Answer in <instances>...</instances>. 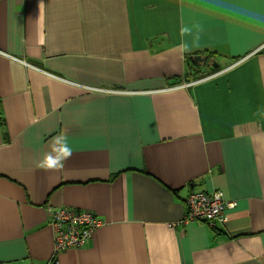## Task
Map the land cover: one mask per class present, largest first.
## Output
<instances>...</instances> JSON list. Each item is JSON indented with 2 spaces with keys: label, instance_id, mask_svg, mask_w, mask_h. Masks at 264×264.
Segmentation results:
<instances>
[{
  "label": "crops",
  "instance_id": "0c3cea01",
  "mask_svg": "<svg viewBox=\"0 0 264 264\" xmlns=\"http://www.w3.org/2000/svg\"><path fill=\"white\" fill-rule=\"evenodd\" d=\"M0 109V264H264V0H0ZM62 206L104 224L55 255Z\"/></svg>",
  "mask_w": 264,
  "mask_h": 264
},
{
  "label": "built area",
  "instance_id": "2783aa9c",
  "mask_svg": "<svg viewBox=\"0 0 264 264\" xmlns=\"http://www.w3.org/2000/svg\"><path fill=\"white\" fill-rule=\"evenodd\" d=\"M186 203L185 223L198 220L211 226L225 222L226 210L237 205L236 200L227 199L221 190H194L187 197ZM49 213L50 225L54 231L55 255L68 248L83 247L95 230L104 224V221L90 210L62 206L49 209Z\"/></svg>",
  "mask_w": 264,
  "mask_h": 264
},
{
  "label": "clouds",
  "instance_id": "9594fccd",
  "mask_svg": "<svg viewBox=\"0 0 264 264\" xmlns=\"http://www.w3.org/2000/svg\"><path fill=\"white\" fill-rule=\"evenodd\" d=\"M71 155V148L68 147V145L65 143L56 157H53L51 155H45L37 166L44 169H55L57 167L63 168L64 161L70 158Z\"/></svg>",
  "mask_w": 264,
  "mask_h": 264
},
{
  "label": "water",
  "instance_id": "95a60500",
  "mask_svg": "<svg viewBox=\"0 0 264 264\" xmlns=\"http://www.w3.org/2000/svg\"><path fill=\"white\" fill-rule=\"evenodd\" d=\"M194 58H195V61L197 62H202V61L205 62L208 60V56H202V55H196Z\"/></svg>",
  "mask_w": 264,
  "mask_h": 264
},
{
  "label": "trees",
  "instance_id": "16d2710c",
  "mask_svg": "<svg viewBox=\"0 0 264 264\" xmlns=\"http://www.w3.org/2000/svg\"><path fill=\"white\" fill-rule=\"evenodd\" d=\"M2 115V111L0 109V116ZM5 124L4 118H0V125Z\"/></svg>",
  "mask_w": 264,
  "mask_h": 264
}]
</instances>
